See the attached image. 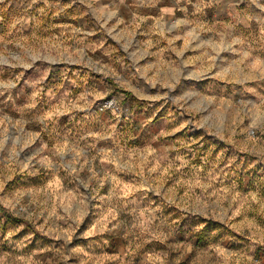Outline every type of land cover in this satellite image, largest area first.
I'll return each instance as SVG.
<instances>
[{
	"label": "rangeland",
	"instance_id": "obj_1",
	"mask_svg": "<svg viewBox=\"0 0 264 264\" xmlns=\"http://www.w3.org/2000/svg\"><path fill=\"white\" fill-rule=\"evenodd\" d=\"M96 5L0 0V264H264V38Z\"/></svg>",
	"mask_w": 264,
	"mask_h": 264
},
{
	"label": "crops",
	"instance_id": "obj_2",
	"mask_svg": "<svg viewBox=\"0 0 264 264\" xmlns=\"http://www.w3.org/2000/svg\"><path fill=\"white\" fill-rule=\"evenodd\" d=\"M97 12L104 10L111 15L112 25L115 28L123 24L125 27H131L138 14H156L163 10L174 12H183L192 14V17H201L194 19L191 23L193 27H210L221 28L220 36L224 38H234L240 40L243 37L244 29H250V35L264 38V0H156L154 3L150 0H96ZM112 5L110 6V3ZM229 18V20H228ZM103 22L101 19L100 22ZM108 23L109 21H104ZM116 24V25H115ZM122 26V25H121ZM215 33L211 36L214 37ZM86 39L90 37L94 39L93 32H86ZM4 37V26L0 23V49H7V43ZM18 61V53L10 51L6 54L1 52L0 62L8 66V76L10 77V92L18 89L19 67H15ZM0 83V88L2 87ZM6 93H2L0 100L3 102L15 101L13 95L11 99H6ZM10 95H8L9 97ZM2 117V116H1ZM5 117H2L4 120ZM5 119H10L6 117ZM13 134V133H12ZM11 158L13 155V142H11ZM2 148L0 150V158L2 159Z\"/></svg>",
	"mask_w": 264,
	"mask_h": 264
},
{
	"label": "built area",
	"instance_id": "obj_3",
	"mask_svg": "<svg viewBox=\"0 0 264 264\" xmlns=\"http://www.w3.org/2000/svg\"><path fill=\"white\" fill-rule=\"evenodd\" d=\"M116 107L113 100H107L105 101L104 103H102L101 105H99L98 109L99 110H103V109H106V108H114Z\"/></svg>",
	"mask_w": 264,
	"mask_h": 264
}]
</instances>
